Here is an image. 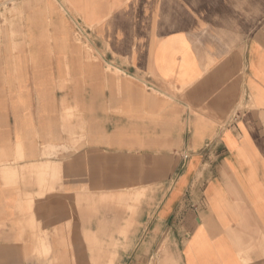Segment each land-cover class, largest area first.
Returning a JSON list of instances; mask_svg holds the SVG:
<instances>
[{
    "label": "crops",
    "instance_id": "obj_1",
    "mask_svg": "<svg viewBox=\"0 0 264 264\" xmlns=\"http://www.w3.org/2000/svg\"><path fill=\"white\" fill-rule=\"evenodd\" d=\"M0 264H264V0H0Z\"/></svg>",
    "mask_w": 264,
    "mask_h": 264
},
{
    "label": "rangeland",
    "instance_id": "obj_2",
    "mask_svg": "<svg viewBox=\"0 0 264 264\" xmlns=\"http://www.w3.org/2000/svg\"><path fill=\"white\" fill-rule=\"evenodd\" d=\"M13 3H14V5L16 4L15 1H13ZM6 10L8 11V7H6ZM62 12L63 13H70V11H68L66 8L63 9ZM1 17H2V20H3V24L5 26L6 23H7L6 19H5V16L1 15ZM70 24H71V28L73 30V33L75 35V41L79 45L85 47L88 51H91L92 54H93L94 53V49L90 45L89 38L88 39L84 38L82 36V34L78 33L80 30H82L81 25H79L78 23H76L74 21L70 22ZM107 71H108L109 75H111L113 77H116V78H119V79L122 78V77L128 78V77H126L124 75L125 73H123V72H121V71H119L117 69H114V67L111 66V65L108 66V70ZM154 78L157 80L156 77H154ZM139 85H140V87H141V89L143 91L156 93L158 95L160 94L159 96H161V97H163L165 99H170L177 92V90L174 87H172L171 85H168L166 83L162 84L163 86L161 87L160 90L156 89V91H159V92H155V91H152V90L149 91L146 83H143L142 81H140ZM66 151H68L67 148H58V147L47 148L44 156L45 157H49V158H52V157L57 158L60 155V153H63V152H66Z\"/></svg>",
    "mask_w": 264,
    "mask_h": 264
}]
</instances>
